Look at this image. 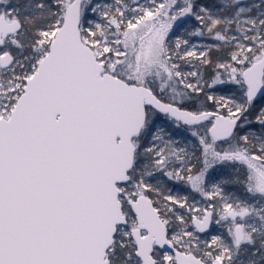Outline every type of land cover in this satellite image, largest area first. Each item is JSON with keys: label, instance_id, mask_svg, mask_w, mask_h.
I'll return each mask as SVG.
<instances>
[{"label": "water", "instance_id": "obj_1", "mask_svg": "<svg viewBox=\"0 0 264 264\" xmlns=\"http://www.w3.org/2000/svg\"><path fill=\"white\" fill-rule=\"evenodd\" d=\"M80 10L81 0L66 6L47 53L9 117L0 118V264H111L107 252L127 223L120 186L133 166L145 103L174 119L196 121L148 87L104 72L81 36ZM20 31L19 20L1 17L0 46ZM12 62L9 52L0 56L1 69ZM241 77L248 107L264 92V53ZM236 129V118L217 114L208 134L224 141ZM128 204L141 264H156L155 248L172 253L175 264H205L176 249L147 196ZM211 220L208 213L193 218L192 226L203 234Z\"/></svg>", "mask_w": 264, "mask_h": 264}, {"label": "rangeland", "instance_id": "obj_2", "mask_svg": "<svg viewBox=\"0 0 264 264\" xmlns=\"http://www.w3.org/2000/svg\"><path fill=\"white\" fill-rule=\"evenodd\" d=\"M70 1L63 4V16ZM123 7L119 4L114 7L102 5L98 7L99 11L97 6L94 7L98 17H105L107 23L109 18L116 16L113 22L115 27L111 31L101 29L95 19H90L89 26L84 28L90 36L93 35V29L99 30L100 36L97 39H83L94 51L103 71L109 74L119 71L125 79L136 85L164 91L167 99L173 103L180 104L193 99L195 114L210 112L229 115L237 119L239 128L244 131H237L232 138L221 143L207 132L211 114H206L197 124L191 125L176 122L148 109V122L154 127L148 138L149 145L142 153L151 155L152 160L141 163L137 173H142L139 176L141 179L165 169V181L158 179L159 175L155 176L157 194L165 188L166 182L177 186L156 198V209L167 227H170L168 238L178 249L199 255L207 264L215 259L223 264H256L261 256L253 257L255 250L247 256V261L243 256L235 257L237 251L242 249L244 253L243 249L252 245V234L264 235V130L258 132L248 129L251 121L244 115L247 104L244 108V105L241 106L242 100L246 102V88L241 77L244 69L240 71L242 61L246 59L249 66L258 59L250 56L253 53L252 46L237 43L238 53L232 56L231 61L221 64L215 79L205 81L201 57L209 44L201 39L199 29L191 23L190 19L195 13L189 0H141L136 7ZM109 8H113L115 14L108 13ZM89 11L93 13L92 8ZM1 17L16 19L12 11L6 10L0 2ZM121 25L123 28L118 30ZM246 29L253 30L249 26ZM54 33L45 35L41 44L49 45ZM6 39L5 43L8 41ZM243 39H247V36ZM5 52L9 51L2 45L0 56ZM17 66L22 67L18 62H13L9 68H0V118L9 117L16 100L23 93L26 80L33 74L25 70L16 72ZM36 67V64L32 66L35 70ZM157 120L161 122L155 124ZM263 122L264 118L260 124ZM166 126L183 130L182 135L174 141L165 139V136L170 135L163 133ZM193 156L194 164L200 166L197 172L190 175L186 171L194 166ZM148 168L154 171H150L147 176ZM228 169L232 174L239 171L245 174L248 199L237 201V204L231 203L230 194L224 192L226 181L218 176L221 171L226 172ZM141 180L137 184L130 181L120 186L119 199L123 203L127 223L117 228L110 250L118 246L122 255L125 254L122 250L125 248L134 252V257L126 255L122 264H141L135 255L131 238V230L137 223L127 204L129 199L149 190ZM180 184L185 185L186 192L178 188ZM208 209L214 210L212 231L200 235L191 222L193 218L205 216ZM230 212H243L245 216L241 220L232 221ZM235 226L242 231L240 246L236 244ZM152 255L157 264H175L174 255L170 252L155 249Z\"/></svg>", "mask_w": 264, "mask_h": 264}, {"label": "trees", "instance_id": "obj_3", "mask_svg": "<svg viewBox=\"0 0 264 264\" xmlns=\"http://www.w3.org/2000/svg\"><path fill=\"white\" fill-rule=\"evenodd\" d=\"M189 1L195 13L190 19L191 23L193 27L199 29L201 39L209 44L204 55L201 57V68L205 81L215 79L218 76L217 73L220 72L221 64L231 61L232 56L238 53L239 46L237 43L250 44L252 46L253 53L250 55L252 59L259 58L264 53V20L261 21L262 18L264 19V0ZM0 2L5 6L6 10H11L12 16L21 23V31L7 37L6 40L8 41L6 43L3 42L2 45L12 55L13 62H18L19 65H22L21 68L19 66L15 68L16 72L25 70L32 74L35 71V68H32V66L37 65L38 59L44 57L48 51L49 45H43L41 41L45 35L53 34L61 25L63 20V4L67 0H0ZM92 6L93 2L85 6L82 18L84 28L89 26V20L92 17V13L89 10ZM109 12H112V10ZM248 26L253 28L254 31L246 29ZM122 28L123 26L121 25L118 30ZM92 31L93 35L91 36L85 30L81 32V35L93 41L100 36V33L97 29H93ZM246 36L247 39H243ZM240 55L242 54L240 53ZM245 60L242 61L240 71L247 67V61ZM112 75H118V78L124 79L127 83H133L125 79L119 71L112 73ZM154 90L156 91V88ZM241 103V106L244 105L242 108H244L246 102L242 100ZM244 115L251 121L248 129L258 132L264 130V122L260 124L261 119L264 118V94L263 97L257 98L248 105L244 111ZM152 131V127L146 128L134 139L137 149L134 158L135 164L128 173L129 181L134 184L139 183L142 179L139 177L142 173H137V170L141 167L140 164L147 161L149 163L152 160L151 155L142 153L149 145L148 138ZM182 131L166 126L163 129V133H169L170 135L164 138L174 141L182 135ZM249 151L251 152L252 149ZM192 158L194 159L195 157L193 156ZM245 158L247 161V157ZM147 170L148 176L153 168H148ZM197 170L198 167L194 166L193 169L186 171V173L194 174ZM152 178L157 179L155 176H152ZM223 178L226 181L225 194H230L229 200H231V203H235L237 200L244 201L246 198L248 199L244 173L239 171L232 174L228 169ZM169 230L170 227L168 228V232ZM251 237L254 244L249 247V250H245L242 256L247 261V256L250 252L255 248H259V251H262L257 256H261V259L256 264H264V235L256 236L252 234ZM122 250L125 252L124 256L120 253L118 246L107 252V258L111 264H122V260L126 258V255L134 257L133 250L128 251L126 248Z\"/></svg>", "mask_w": 264, "mask_h": 264}, {"label": "flooded vegetation", "instance_id": "obj_4", "mask_svg": "<svg viewBox=\"0 0 264 264\" xmlns=\"http://www.w3.org/2000/svg\"><path fill=\"white\" fill-rule=\"evenodd\" d=\"M72 1V0H71ZM70 1V2H71ZM69 2V3H70ZM90 2H93V6L91 7L92 9H93V13H92V17H91V20H93V19H95V21L97 20L98 22H99V25L98 26H100V28L102 29V28H104V29H108V31H111V29H114V24H113V22H115L114 21V17H116V16H112L111 18H109L110 19V21H108V23L106 22V18L104 17H98V14L96 13L97 11H99L100 9L98 8V7H101L102 5L104 6V5H107V6H110L111 5V7H114V5H116V4H119L120 5V7H123V6H126L127 8H130V7H136L140 2H141V0H81V10H80V15H81V20H80V30H81V32L84 30V24H83V22H82V18H83V12H84V9H85V6L87 5V4H89ZM68 3V4H69ZM95 6H97V11L96 12H94V7ZM124 8V7H123ZM113 8H109L107 11H110V10H112ZM112 12H113V10H112ZM127 12V11H126ZM138 13H140V11H137ZM114 13V12H113ZM115 14V13H114ZM101 31V30H100ZM84 38V37H83ZM150 90H151V92L153 93V95L158 99V100H160L161 102H163V103H167V104H170V105H173V106H175V107H177L178 109H180V110H185V111H188V112H190V113H192L193 115H194V117L196 118V121L195 122H191V121H189V120H180V119H174V118H172L169 114H167V113H163V112H160L159 110H157L156 108H154L152 105H150V104H148V103H145V113H146V119H145V124H144V126H143V128L141 129V131L140 132H142L144 129H146V128H153L154 127V125H152V124H150L148 121H149V119H148V109H153V110H155V112L156 113H159V114H161V115H165V116H168L169 118H171L172 120H174V121H176V122H180V123H189V124H191V125H195V124H197V122L199 121V119L201 118V117H203V116H205L206 114H211L210 115V117H211V122H210V125H209V127L212 125V123H213V121H214V118H215V116L217 115L216 113H210V112H204L203 114H195L193 111H195V104H194V101H193V99H188L187 101H184V102H182V103H173V102H170L168 99H167V97H166V95H165V93H163V92H161V91H158L157 89H156V91H157V93H156V91L154 90V89H152V88H149ZM263 94H264V92L259 96V97H257V98H260L261 96H263ZM256 98V99H257ZM255 99V100H256ZM158 122H161V120H157L156 122H155V124H157ZM209 127H208V129H209ZM208 129H207V132H208ZM240 132V133H244V131L243 130H241L240 128H239V126H238V124H237V129H236V131H235V133L236 132ZM234 133V134H235ZM140 134V133H139ZM232 138V137H231ZM215 139V138H214ZM230 139V138H229ZM229 139H227V140H229ZM227 140H224V141H218V142H221V143H223V142H225V141H227ZM133 143H134V147H135V142H134V140H133ZM136 147H135V152H136ZM134 158H135V155H134ZM192 160H194V162H193V164L195 163V158L193 159L192 158ZM134 164H135V162H133V166H134ZM190 164H192V163H190ZM192 164V165H193ZM132 166V167H133ZM194 166H196V167H199L200 165H197V164H194ZM193 166V167H194ZM193 167H192V169H193ZM132 169V168H131ZM223 170V169H222ZM152 171H154V170H152ZM164 171H165V169L164 168H162V171H160V172H158V173H153V175H151V177H148V178H142L143 180V182H145V184L149 187V190H147V192L145 193V194H143V195H145V196H147L151 201H152V203H153V205L155 206V208H156V205H157V200H156V198H158V197H160L161 196V193H164V192H166L167 190H173L175 187H177L176 185L175 186H173V184L171 183V182H166V184H165V188H163V190L161 191V193H155V189H157L158 187H157V179H154V178H152V176H156V175H159V178L158 179H160V180H163L164 179V177H165V174H164ZM198 171V170H197ZM221 174V175H220ZM190 175H192V174H190ZM218 176H219V178H222L223 179V177L225 176V172L224 171H221L219 174H218ZM163 181H165V180H163ZM127 182H130L129 181V179H128V177H127V180H126V182L125 183H127ZM185 186V185H184ZM183 186V184H180V186L178 187L183 193L184 192H186V189H185V187ZM225 189H226V185H224V192H225ZM139 195H141V194H139ZM139 195H137V196H134L133 197V199H129L128 201H127V204H128V202L130 201V200H135ZM119 198H120V196H119ZM238 202H240V200H237ZM235 202V204H237L238 202ZM213 202L214 203H216V200H213ZM122 203V202H121ZM222 204V202L219 204V206ZM122 207H123V203H122ZM128 208L130 209V207H129V204H128ZM214 210L213 209H208L207 210V212H206V215L208 214V213H211L212 214V219H213V212ZM205 215V216H206ZM205 216H203V217H205ZM245 216V213H243V212H230L229 213V217H230V220H232V221H237V220H241V218H243ZM203 217H201V218H199V219H202ZM163 220V219H162ZM192 223V222H191ZM235 229V235H236V244L238 245V246H240L241 244H242V231H241V229H239V227L238 226H235L234 227ZM167 229H168V227H167ZM212 231V220H211V227H210V230L208 231V232H206V233H199L200 235H205V234H207V233H209V232H211ZM264 243V242H263ZM253 244L254 243H252V245L251 246H253ZM174 245V244H173ZM176 247V246H175ZM156 249V248H155ZM154 249V250H155ZM176 249H178L177 247H176ZM178 250H180V249H178ZM244 252H245V250H249V246L248 247H245L244 249ZM253 250H255L256 251V253H254V255L253 256H257V254L259 253V252H261L262 250H260L259 251V248H255V249H253ZM252 250V251H253ZM181 251V250H180ZM183 252V251H182ZM191 254H193V253H191ZM242 254H243V252H242V249L240 250V251H237L236 252V254H235V257L236 258H238L239 256H242ZM196 257H198L199 258V255H196V254H194ZM201 259V258H200ZM202 260V259H201ZM216 260V259H215ZM175 261V260H174ZM203 261V260H202ZM204 262V261H203ZM205 263V262H204ZM222 263V262H221ZM237 264H243V263H239V262H236ZM157 264V263H156ZM167 264V263H166ZM205 264H207V263H205ZM212 264V263H211ZM223 264V263H222Z\"/></svg>", "mask_w": 264, "mask_h": 264}]
</instances>
